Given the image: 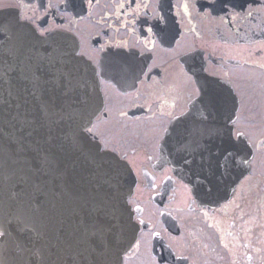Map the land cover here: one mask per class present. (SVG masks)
<instances>
[{"label": "flooded vegetation", "instance_id": "af4514ba", "mask_svg": "<svg viewBox=\"0 0 264 264\" xmlns=\"http://www.w3.org/2000/svg\"><path fill=\"white\" fill-rule=\"evenodd\" d=\"M2 9L38 33L73 35L98 74L102 106L88 133L136 178L128 202L140 231L122 264H264V117H241L249 111L231 78L237 66L264 73V0H0ZM194 61L231 80L240 107L228 134L254 150L250 173L220 204L201 203L180 175L198 162L163 145L199 94ZM203 120L210 127L192 152L221 156L224 118Z\"/></svg>", "mask_w": 264, "mask_h": 264}, {"label": "water", "instance_id": "95a60500", "mask_svg": "<svg viewBox=\"0 0 264 264\" xmlns=\"http://www.w3.org/2000/svg\"><path fill=\"white\" fill-rule=\"evenodd\" d=\"M0 29V60L7 59L11 64L0 61V72L7 67L19 72L16 57L22 53L20 60L28 56L44 63L51 60L56 68L71 73V88L60 89L47 97L62 109L63 119L56 129L60 137L55 149L58 172L53 175L42 172V179L32 183L25 180L29 172L25 160L31 164L37 158L36 152L28 149L23 154L12 146L24 132L23 114L26 110L35 111L36 102L28 97L29 103L18 109L9 85H0V184L8 187L19 184L25 201L29 204L34 201L29 228L33 238L40 234L51 264H122L124 254L139 232L128 204L136 178L127 162L103 151L85 132L102 106L95 69L78 54L73 37L61 32L40 36L20 21L15 11H0ZM195 77L202 95L195 101L196 106L176 119L167 133L166 154L170 156L172 144L171 150H176L186 165L188 150L203 140V131L210 127L203 118L223 117V154L194 153L193 159L198 162L196 171L183 172L200 202L220 204L229 199L249 172L253 152L246 139L234 142L228 134L227 128L239 108L232 85L209 77L199 67ZM14 110L22 113L21 120L13 119ZM32 140L43 143L40 135L34 134ZM3 201L4 192L0 189V209ZM0 264H15V261L7 252H0Z\"/></svg>", "mask_w": 264, "mask_h": 264}, {"label": "snow or ice", "instance_id": "6c2138e0", "mask_svg": "<svg viewBox=\"0 0 264 264\" xmlns=\"http://www.w3.org/2000/svg\"><path fill=\"white\" fill-rule=\"evenodd\" d=\"M50 31H52L50 28L42 29L39 35L44 36ZM148 31H151V28ZM20 55L22 53L16 57L20 66L19 72L13 67H7L0 72V85H9L18 101V109L29 103L28 97L36 102L35 111L26 110L23 114L24 132L17 144L12 146L23 154L28 149L36 152L37 158L31 164L25 160V167L29 169L25 174V180L32 183L42 179V172L47 171L49 175L58 172L55 149L60 137L56 129L63 119L62 109L47 97L60 89H70L71 73L56 68L54 61L44 63L31 56L20 60ZM0 61L5 65H11L7 59ZM21 116L19 110H14L13 119L21 120ZM85 130L92 132V128ZM34 134L42 136L43 143L34 142L32 140ZM60 146L62 147V144ZM224 159L227 160L228 155H225ZM0 189L4 192L3 208L0 209V214L3 215V220H0V252L11 255L15 264H51L48 250L41 243L40 234L37 233L33 238L29 228L28 222L33 214L34 201L30 204L25 201V193L19 184L11 187L0 184Z\"/></svg>", "mask_w": 264, "mask_h": 264}, {"label": "rangeland", "instance_id": "374dc122", "mask_svg": "<svg viewBox=\"0 0 264 264\" xmlns=\"http://www.w3.org/2000/svg\"><path fill=\"white\" fill-rule=\"evenodd\" d=\"M234 51H231L230 54L243 55L242 52L239 53L236 49ZM260 62L264 65V59ZM256 69L248 68V66H237L232 69L231 78L236 82L242 95L244 108L249 111V116L246 111L242 112L241 117L244 119L251 116L260 117L258 115L260 109L263 113L262 117H264V73ZM261 128H264V126ZM260 129L259 134L262 132Z\"/></svg>", "mask_w": 264, "mask_h": 264}, {"label": "bare ground", "instance_id": "6f19581e", "mask_svg": "<svg viewBox=\"0 0 264 264\" xmlns=\"http://www.w3.org/2000/svg\"><path fill=\"white\" fill-rule=\"evenodd\" d=\"M101 99L103 100V95H102V92H101ZM131 168V167H130ZM132 170V169H131Z\"/></svg>", "mask_w": 264, "mask_h": 264}]
</instances>
